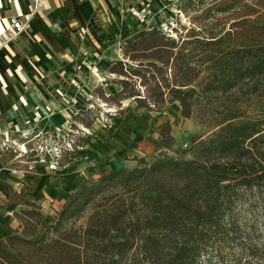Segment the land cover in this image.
<instances>
[{
	"label": "trees",
	"instance_id": "1",
	"mask_svg": "<svg viewBox=\"0 0 264 264\" xmlns=\"http://www.w3.org/2000/svg\"><path fill=\"white\" fill-rule=\"evenodd\" d=\"M231 7L216 0L196 28L151 27L125 38L121 56L130 65L110 64L115 77L104 83L116 93L92 90L106 111L90 99L64 136L11 137L24 152L0 138L12 166L28 170L26 153L48 139L54 160L70 161L82 129L122 115L124 99L158 112L177 102L181 117L201 127L181 148L171 122L158 125V137L148 138L158 159L81 184L54 221L44 224L40 204L9 191L22 228L0 238V264H264V19L249 18L257 11L245 6L227 30L220 19L207 21Z\"/></svg>",
	"mask_w": 264,
	"mask_h": 264
},
{
	"label": "crops",
	"instance_id": "2",
	"mask_svg": "<svg viewBox=\"0 0 264 264\" xmlns=\"http://www.w3.org/2000/svg\"><path fill=\"white\" fill-rule=\"evenodd\" d=\"M153 1L44 0L35 8L33 0H0V138L6 133L10 138L27 137L70 127L75 114L87 109L92 90L101 81L94 69L107 70L113 63L108 36L123 23V13L147 10ZM11 16L23 23L20 33L12 29ZM87 86L89 99L84 97ZM124 111L109 119L107 130L100 119L93 122L87 153L74 152L70 161L45 170L40 163L27 162L28 170L12 166L16 161L0 149V238L22 228L12 215L15 206L7 200L9 191L24 192L41 205L45 217L56 219L70 194L81 184H90L87 175L97 178L113 169L130 170L139 158L150 161L157 154L148 138H157L158 125L168 120L153 124L141 118L135 123L122 117ZM152 124L151 134L142 136ZM171 135L177 140L172 130Z\"/></svg>",
	"mask_w": 264,
	"mask_h": 264
},
{
	"label": "rangeland",
	"instance_id": "3",
	"mask_svg": "<svg viewBox=\"0 0 264 264\" xmlns=\"http://www.w3.org/2000/svg\"><path fill=\"white\" fill-rule=\"evenodd\" d=\"M241 1V3H239ZM216 0H154L153 3H150L147 10H143L139 12L138 9L131 10L129 13H126L123 18V23L120 26H116V28L113 29V36H108V44H109V50H108V57L109 60L113 63L115 62H123L130 65V62L123 59L121 56V42L134 34L136 31L143 29H150L151 27H158L163 32L169 31L170 28H176V29H189V28H196L197 23H203L204 21L201 20V16L206 8L211 7L212 4H214ZM232 3V7L228 10L227 13H218L216 10H212L210 19L207 21L217 20L220 19L221 25L220 28L222 29H228L230 27V24L233 22L238 21L239 16L243 14V8L245 6H251L253 9L257 11V13L249 18L256 19L257 17L264 19V0H229V4ZM243 5V7H241ZM185 31L183 32V34ZM95 72H99L98 75L101 81L97 84L96 87L102 86L103 91L106 92V94H113L116 93L117 87L115 85H111L110 83L104 84L105 81H111L115 76L110 75L107 73V70L103 69H94ZM91 73V71H90ZM103 80V81H102ZM85 94L84 97L87 99L90 98V92L89 87H85ZM92 96V93H91ZM92 98V107L93 109L97 110H104L106 111V107L98 101L93 96ZM121 109L123 108L124 115L122 117L127 116V118H133L135 123H138L141 118H145L146 120L156 122L155 120L158 119H164L170 121L172 124L171 130L172 133L177 137L176 140V146L185 148L188 146L189 138L192 136V134L200 133L201 127L192 119L188 118H182L180 115V106L176 102H173L171 104L166 105L163 112L158 111H146L144 109H138L136 108V103L132 101V99H124L121 100ZM121 116V115H120ZM114 118V117H113ZM137 118V119H136ZM100 122H102L105 125L106 130L109 128L110 121L109 119H105L104 117L100 119ZM147 125L145 133L143 132L142 136H146L151 134L152 129L154 128V125ZM70 127L69 124L65 125V129L60 128L59 131H55L57 133V136H64L66 131H69ZM90 132H85V139L83 143H81L79 147H76V154L81 153H87L88 149L91 148L90 142ZM53 139L47 140V146L45 147L43 145V150L40 151L38 149H32L29 150L26 153V160L27 162L35 165L37 163L42 164V168L48 169L51 165L58 164L54 160V156L58 154V152L55 150V145ZM8 144H11L13 147H16L17 149H20L22 151L23 148L18 146L17 141H11L10 135L6 133L5 140ZM84 149V150H83ZM82 150V151H80ZM144 151V150H143ZM142 151V152H143ZM78 155V154H77ZM83 154H80V156ZM87 155V154H86ZM75 156V155H73ZM83 157H85L83 155ZM160 155L157 153L156 155H153L150 161H154L155 159H158ZM76 158V157H75ZM103 173H99L98 177ZM97 177V178H98ZM93 174L87 175V179L85 180L87 183H92L93 180L97 179ZM257 211L258 216H261V212L259 211V205L257 204L254 208ZM243 215H245V212L241 211ZM58 213V212H57ZM49 216V215H48ZM56 219H53L51 217H47L46 221H44V224L48 221H54Z\"/></svg>",
	"mask_w": 264,
	"mask_h": 264
},
{
	"label": "built area",
	"instance_id": "4",
	"mask_svg": "<svg viewBox=\"0 0 264 264\" xmlns=\"http://www.w3.org/2000/svg\"><path fill=\"white\" fill-rule=\"evenodd\" d=\"M44 0H33V4L35 8H39L42 4H43ZM9 22L11 24L12 29L16 32V33H20L23 28L24 25L23 23L20 21V19H18V17L16 16H11L9 19ZM111 111V110H110ZM84 131V133H88V130L86 129H82ZM69 147V146H68ZM55 150L57 151V149L55 148ZM25 150L22 149V152H24ZM55 157H59V155H55Z\"/></svg>",
	"mask_w": 264,
	"mask_h": 264
}]
</instances>
